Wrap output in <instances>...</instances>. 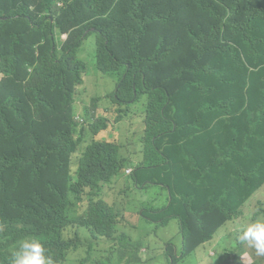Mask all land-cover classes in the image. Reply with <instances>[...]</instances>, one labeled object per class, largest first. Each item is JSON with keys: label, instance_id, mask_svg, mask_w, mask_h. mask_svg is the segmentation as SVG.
I'll return each mask as SVG.
<instances>
[{"label": "trees", "instance_id": "1", "mask_svg": "<svg viewBox=\"0 0 264 264\" xmlns=\"http://www.w3.org/2000/svg\"><path fill=\"white\" fill-rule=\"evenodd\" d=\"M91 35L116 122L142 113L145 128L126 152L92 140L73 173L111 123L74 120ZM0 77V264L27 239L53 264H147L123 225L138 193L153 224L177 220L181 253L166 244L165 259L182 264L264 187V0H0ZM114 180L118 208L105 199Z\"/></svg>", "mask_w": 264, "mask_h": 264}, {"label": "rangeland", "instance_id": "2", "mask_svg": "<svg viewBox=\"0 0 264 264\" xmlns=\"http://www.w3.org/2000/svg\"><path fill=\"white\" fill-rule=\"evenodd\" d=\"M78 58L87 66L85 76V84L80 87L76 95V116L84 120V111L86 108L95 111L97 117L107 116L110 118V126L107 131L100 133L95 137L97 140L114 142L122 146H127L132 142H137L142 134L144 124L141 113H138L131 118L116 123V111L112 108L111 101L108 98L109 94L116 88V81L111 77L101 74L96 67L95 59V36L91 35L86 39ZM185 113L190 109V103L185 105ZM216 120V119H214ZM90 140L87 139L83 147ZM73 157V172L76 170L77 156ZM135 164L140 161V155L133 159ZM130 169L125 170V176H129ZM124 180L114 182L106 187V200L112 206H118L121 203L126 204L127 199L121 195L120 187L125 186ZM163 184L158 188L157 193L160 199H163L166 192L163 190ZM148 196L138 193L136 197L137 204L135 209L125 213L123 224L128 230H131V235L134 239H144L148 244L147 250H142V258L147 264H167L165 259L166 244H172L174 255L179 256L181 253V233L177 220L171 219L166 226L158 227V223L145 222L142 219L141 202L146 200ZM244 217L228 222L214 236L213 240L202 245L195 254L183 261L182 264H264L263 259H259L253 253L255 250L245 244L244 252H247L240 262H235V254L228 251H234L236 254L241 253L239 249V236L249 224L254 223L256 214L260 216L258 219L264 220V187L258 191L244 206ZM156 232V235H155ZM74 259L79 258V254L75 253ZM159 259H163L160 263Z\"/></svg>", "mask_w": 264, "mask_h": 264}, {"label": "clouds", "instance_id": "3", "mask_svg": "<svg viewBox=\"0 0 264 264\" xmlns=\"http://www.w3.org/2000/svg\"><path fill=\"white\" fill-rule=\"evenodd\" d=\"M63 39L65 40L66 39V36L64 35L63 36ZM98 70V69H97ZM101 73V72H100ZM102 74V73H101ZM105 75V74H103ZM108 76V75H106ZM110 77V76H109ZM112 78V77H111ZM1 79V77H0ZM113 79V78H112ZM114 80V79H113ZM79 89V88H78ZM78 91V90H77ZM77 95V93H76ZM75 102H76V99H75ZM75 106V105H74ZM89 111V113L91 114V117H92V120L91 121H88L87 118H86V112ZM138 114V113H137ZM142 114V113H141ZM136 115V114H135ZM84 118H85V124H84V120L81 119L79 116H76V106H75V115H74V120L75 122L79 125V128L82 129V128H86L88 129L89 126L95 122V120L101 118V117H107V116H100V117H97L95 115V111L94 110H90L88 108L85 109L84 111ZM134 116V115H133ZM132 117V116H131ZM130 117V118H131ZM142 117H143V124H144V115L142 114ZM109 118V117H108ZM129 119V118H128ZM127 120V119H125ZM123 120V121H125ZM121 121V122H123ZM117 123V122H116ZM120 123V122H118ZM144 128H145V125H144ZM143 128V130H144ZM108 130V129H107ZM105 130V131H107ZM104 132V131H102ZM100 132V133H102ZM99 133V134H100ZM143 133V131H142ZM98 134V135H99ZM97 135V136H98ZM142 135V134H141ZM96 136H91V135H88L87 138L84 140V142L81 144L80 146V150L75 154H79L77 156V164H76V170L75 172L77 171V168H78V159L79 157L81 156V153L82 151L85 149V147L92 141V140H96V141H103V140H97L95 139ZM141 137V136H140ZM89 142L86 143V145L83 147V144H85L86 140L89 139ZM140 139V138H139ZM139 141V140H138ZM137 142H132L130 144H128L127 146H122V145H119L117 143H114V142H108V141H105V142H108V143H114V144H117L119 145L121 148H122V152H126V150H128L129 148V145L131 144H136L138 143ZM74 155V156H75ZM137 155H140V161H141V154H136L133 156V159L135 156ZM73 156V157H74ZM139 161V163H140ZM138 163V164H139ZM138 164H135L134 161H133V166L132 167H129L127 169H130L128 171V173H131L135 170V167L138 166ZM126 170V169H125ZM125 170H124V174H125ZM72 172H73V158H72ZM73 172V173H75ZM116 182L115 180L112 182L114 183ZM111 183V184H112ZM109 184V185H111ZM107 185V186H109ZM106 186V187H107ZM105 191H106V188H105ZM257 193V192H256ZM255 193V194H256ZM254 194V195H255ZM253 195V196H254ZM252 196V197H253ZM251 197V198H252ZM250 198V199H251ZM105 199H106V195H105ZM249 199V200H250ZM248 200V201H249ZM107 201V200H106ZM145 201V200H144ZM108 202V201H107ZM143 201L141 202V205H142V209H141V215H142V219L144 221H147V220H151V218H149L145 213L149 212V213H154L152 211H145L144 209V206H143ZM247 203V202H246ZM245 203V205H246ZM109 204V203H108ZM127 204V203H126ZM137 204L136 200H135V204L132 205V209H128V210H125L124 212V219H125V213L129 210H133L135 209V205ZM110 205V204H109ZM120 205V204H119ZM118 206H113L115 208H118ZM112 206V205H111ZM124 221V220H123ZM159 222V221H158ZM157 222V223H158ZM156 224V223H155ZM124 225V224H123ZM125 226V225H124ZM126 227V226H125ZM127 231H129L127 229ZM239 242L243 243V244H246L248 247L250 248H253L255 250V254L257 257H264V220L262 219H257L254 223H251L249 224L247 227H245L242 231V234L239 236ZM75 253H78L79 254V258H80V253L79 252H75ZM74 253V254H75ZM74 256V255H73ZM79 258L75 259V260H79ZM10 264H53L52 260L50 257H48V253H47V249L45 247V245L38 241V240H35V239H27V240H23V241H20L18 243V246L16 248V250L13 252L12 254V259H11V263Z\"/></svg>", "mask_w": 264, "mask_h": 264}, {"label": "flooded vegetation", "instance_id": "4", "mask_svg": "<svg viewBox=\"0 0 264 264\" xmlns=\"http://www.w3.org/2000/svg\"><path fill=\"white\" fill-rule=\"evenodd\" d=\"M110 119V118H109Z\"/></svg>", "mask_w": 264, "mask_h": 264}]
</instances>
